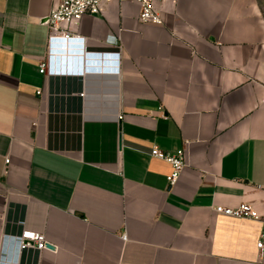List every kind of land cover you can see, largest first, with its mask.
I'll return each mask as SVG.
<instances>
[{
	"label": "crops",
	"instance_id": "0c3cea01",
	"mask_svg": "<svg viewBox=\"0 0 264 264\" xmlns=\"http://www.w3.org/2000/svg\"><path fill=\"white\" fill-rule=\"evenodd\" d=\"M55 5L0 0V264H264V0L105 5L73 36L118 70L84 76L40 72Z\"/></svg>",
	"mask_w": 264,
	"mask_h": 264
},
{
	"label": "built area",
	"instance_id": "2783aa9c",
	"mask_svg": "<svg viewBox=\"0 0 264 264\" xmlns=\"http://www.w3.org/2000/svg\"><path fill=\"white\" fill-rule=\"evenodd\" d=\"M160 0H56V5L52 9L46 20V24L50 29L48 40V59L40 65V72L48 76H64L65 70L61 71L55 62L62 50L74 51L77 55L70 56L78 58L71 63L68 68L69 76H84L98 70L117 71L118 60L113 57L119 55V52L104 53H85L86 39L83 37L73 36L75 29L80 25L86 16H94L100 14L103 6L118 2H134L139 8V20L145 24L162 26L161 11L156 7V2ZM166 0H161V2ZM174 1V0H171ZM66 55V54H65ZM66 76V75H65ZM84 95V94H83ZM82 95V96H83ZM151 156L169 163L172 168V174L168 177L170 186H175L184 169L188 166V156L186 149L176 152H164L155 147ZM9 163V160H6ZM215 211L219 215L232 217L236 219L261 220L262 216L250 204H242L237 208H229L217 206ZM16 240L19 253H25L30 250L42 251L46 249V242L43 237L34 234L22 233L18 236L5 235V242ZM260 249L263 248V241L258 244Z\"/></svg>",
	"mask_w": 264,
	"mask_h": 264
},
{
	"label": "water",
	"instance_id": "95a60500",
	"mask_svg": "<svg viewBox=\"0 0 264 264\" xmlns=\"http://www.w3.org/2000/svg\"><path fill=\"white\" fill-rule=\"evenodd\" d=\"M69 55L74 56V55H77V53L74 51H69V49H67V51L62 50L59 53V57L55 59L56 64L60 65L61 71L63 69L65 70L64 72H66V73H63V75H66V76L68 73L69 65L78 59V58H74V57H69ZM95 78H98V77H95ZM59 118H61L60 115H59ZM66 119H67V116H65V120ZM46 248L51 249V250L55 249V247L53 245L47 244V243H46Z\"/></svg>",
	"mask_w": 264,
	"mask_h": 264
}]
</instances>
